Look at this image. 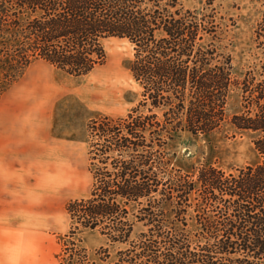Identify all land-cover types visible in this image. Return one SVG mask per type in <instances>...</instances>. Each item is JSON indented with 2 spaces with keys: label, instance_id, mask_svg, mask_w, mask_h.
<instances>
[{
  "label": "trees",
  "instance_id": "16d2710c",
  "mask_svg": "<svg viewBox=\"0 0 264 264\" xmlns=\"http://www.w3.org/2000/svg\"><path fill=\"white\" fill-rule=\"evenodd\" d=\"M214 2L189 9L181 0H0L6 85L35 60L85 76L105 64L104 40L133 45L129 69L141 99L124 117L87 125L93 182L88 197L66 204L68 264L87 262L72 240L86 230L120 245L112 262L108 247L98 250L104 264H264V60L235 78L225 44L234 20ZM255 35L264 51V12ZM234 86L242 103L229 115ZM225 124L256 134L260 163L233 171L173 165L179 133Z\"/></svg>",
  "mask_w": 264,
  "mask_h": 264
},
{
  "label": "rangeland",
  "instance_id": "374dc122",
  "mask_svg": "<svg viewBox=\"0 0 264 264\" xmlns=\"http://www.w3.org/2000/svg\"><path fill=\"white\" fill-rule=\"evenodd\" d=\"M186 8L201 9L209 0H181ZM221 15L234 20L229 26L225 44L226 51L232 56L234 75L241 79L243 75L254 68H259L264 60L263 49L257 47L255 29L264 12L261 0H215ZM228 23L231 21L228 19ZM107 52L104 65L97 67L85 76H72L49 65L42 60H35L28 69L11 84L17 90H22L36 82L37 86L49 92L55 101L50 114L58 121V130H69L74 133L75 145L73 152V169L67 170L66 183L61 185L59 170L58 218L55 232L48 241H43L41 249H34V257H24L18 264H68L64 259L67 255L64 248L72 247L67 235L71 221L66 211V204L75 199L88 197L92 187V174L89 170L90 137L87 125L91 119L100 116L124 117L135 108L141 99V87L134 80L129 69L133 58V45L125 39L108 38L103 41ZM22 76V77H21ZM109 79V80H108ZM106 81V106L102 108L90 102L86 90L96 82ZM25 82V84H22ZM9 84V85H11ZM6 85L0 72V87ZM22 86V89H21ZM95 87V85L93 86ZM109 87V88H108ZM4 89V90H5ZM85 89V97L82 95ZM46 92L42 95H48ZM81 94V95H80ZM3 92L0 94V97ZM9 95V94H8ZM242 96L240 88L234 86L228 102V114L232 115L240 109ZM255 133L238 130L230 124H225L219 131L211 134L193 135L181 132L170 144L174 153L173 165L184 170L201 164H213L227 171L247 165L260 163L261 157L254 147ZM60 156V152L58 154ZM141 225L135 229L136 234ZM72 240L78 248H84L88 256L84 264H104L97 253L101 247H108L110 257L108 262L116 260L120 245H109L107 238L98 231L86 230L75 235Z\"/></svg>",
  "mask_w": 264,
  "mask_h": 264
},
{
  "label": "crops",
  "instance_id": "0c3cea01",
  "mask_svg": "<svg viewBox=\"0 0 264 264\" xmlns=\"http://www.w3.org/2000/svg\"><path fill=\"white\" fill-rule=\"evenodd\" d=\"M14 84L0 97V264L34 257L55 232L58 169L64 185L78 145L72 131L58 130L49 92L36 82L22 90Z\"/></svg>",
  "mask_w": 264,
  "mask_h": 264
},
{
  "label": "bare ground",
  "instance_id": "6f19581e",
  "mask_svg": "<svg viewBox=\"0 0 264 264\" xmlns=\"http://www.w3.org/2000/svg\"><path fill=\"white\" fill-rule=\"evenodd\" d=\"M109 80V79H108ZM106 84L107 82H99V83H95V87H90L92 84H90V86L88 87V89L86 90V97L87 99L92 102V101H97L96 104L102 108H105L106 106V101L105 100V93H106ZM109 88V87H108Z\"/></svg>",
  "mask_w": 264,
  "mask_h": 264
}]
</instances>
